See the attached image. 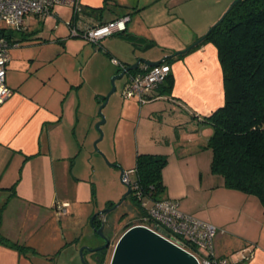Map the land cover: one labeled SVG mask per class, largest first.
Returning <instances> with one entry per match:
<instances>
[{
	"label": "crops",
	"instance_id": "0c3cea01",
	"mask_svg": "<svg viewBox=\"0 0 264 264\" xmlns=\"http://www.w3.org/2000/svg\"><path fill=\"white\" fill-rule=\"evenodd\" d=\"M231 1L82 0V4L90 26L130 14L128 30L121 34L128 50L105 48L106 55L124 65L119 74L141 59L165 60L171 66V89L164 83L146 104L149 120H158L149 145L138 143L136 160L139 154L167 157L165 198L218 229L216 252L228 264H264V207L257 197L226 188L224 179L211 172L212 151L204 148L213 131L203 119L225 102L218 51L204 44L184 57L177 56L220 20ZM53 13L59 16L56 8ZM44 20H26L31 40L11 49L6 82L14 94L0 105V238L32 248L36 254L0 242V264H53L50 261L57 252L42 243L48 238L46 226L57 222L51 207L59 199L58 178L71 170L78 146L77 133L70 137L63 129L67 106L60 97L65 89L55 82L62 74L56 68L45 69L55 59L44 47L56 40H43ZM145 68L141 63L130 74ZM75 115L71 113V124ZM190 180L196 183L193 193L187 190ZM54 228L58 232L60 226Z\"/></svg>",
	"mask_w": 264,
	"mask_h": 264
},
{
	"label": "rangeland",
	"instance_id": "374dc122",
	"mask_svg": "<svg viewBox=\"0 0 264 264\" xmlns=\"http://www.w3.org/2000/svg\"><path fill=\"white\" fill-rule=\"evenodd\" d=\"M234 1H231L220 20ZM56 11L59 12L58 17H48L42 23L43 40H56V43L44 47L43 51L55 59L46 64L45 69L50 72L57 69L62 74L57 75L55 82L65 89L64 95L60 97L67 106L63 129L70 132V137L73 132L77 133L78 146L74 153V164H69L71 170L63 176L64 179L58 178L61 180L57 186L59 199L51 207L57 222L51 224L50 221L45 232L48 235L47 241L40 242L47 250L57 252L51 263L84 264L81 249H96L104 243L92 225V218L98 213L111 210L127 194L128 186L122 182V172H130V180L135 182L136 175L132 170L136 166L138 143L141 146L149 145L158 119L155 122L149 120L146 104L141 105L123 96L129 79V75H126L116 81L117 90L102 111L106 123L101 127L103 139L98 142L101 133L97 124L102 120L99 110L105 103L103 98H107L112 91V80L119 75L120 69L105 54L106 49L115 46L126 51L129 46L121 42L124 35L108 37L101 41L100 46L84 36L73 37L69 27L73 10L57 7ZM186 33L191 35L188 30ZM64 44L66 49H63ZM160 104L163 102L157 105ZM72 112L76 113L73 124ZM188 183L190 187L187 190L191 193L197 191L196 183L191 180ZM169 191L172 192L171 187ZM142 199L149 206L152 204L148 197ZM111 203L114 205L109 208ZM140 218L141 209L133 193L118 208L104 216V235L112 241L105 264H110L115 246L126 227L140 223ZM54 225H59L61 229L56 232ZM83 258L88 264L94 263L88 252L83 254Z\"/></svg>",
	"mask_w": 264,
	"mask_h": 264
},
{
	"label": "trees",
	"instance_id": "16d2710c",
	"mask_svg": "<svg viewBox=\"0 0 264 264\" xmlns=\"http://www.w3.org/2000/svg\"><path fill=\"white\" fill-rule=\"evenodd\" d=\"M124 16L130 14L120 18ZM1 34L12 45L28 42L32 36L6 30ZM206 35L202 43L178 56L184 57L204 44H212L218 51L225 102L203 119L213 131L204 147L213 153L211 172L224 179L226 188L255 196L264 207V0H241ZM164 63L169 64L168 61ZM165 83V87L171 89L170 76ZM167 162V157L160 155H137L133 169L137 189L133 187L132 190L143 216L145 212L138 193L151 202L165 199L163 170ZM112 204L108 207H113ZM93 221L96 229L102 226L103 222L97 217L94 216ZM133 226L128 225L124 232ZM0 242L22 253L36 254L34 249L4 237Z\"/></svg>",
	"mask_w": 264,
	"mask_h": 264
},
{
	"label": "built area",
	"instance_id": "2783aa9c",
	"mask_svg": "<svg viewBox=\"0 0 264 264\" xmlns=\"http://www.w3.org/2000/svg\"><path fill=\"white\" fill-rule=\"evenodd\" d=\"M67 7L73 10V19L69 23L73 37L84 36L88 41L99 45L102 40L115 35L125 34L128 30L130 16H124L114 21L90 26L85 22L82 0H0V105L7 102L13 91L6 82L7 65L10 61V52L19 44H11L9 39L1 34L3 30L18 34L27 32L26 20L46 19L54 16V9ZM113 64L124 69V65L113 58ZM171 66L163 63L155 67H146L145 71L129 74V79L123 93L126 99L138 101L141 105L147 104L151 94L163 85L171 74ZM132 173L134 171L132 170ZM122 182L132 189L137 185L130 180V172L122 175ZM139 201L145 215H141L140 223L135 226H144L163 236L173 244L192 254L200 264H228L227 260L216 252L215 239L218 229L199 218L179 210L176 201L162 199L148 203L142 199L139 192Z\"/></svg>",
	"mask_w": 264,
	"mask_h": 264
},
{
	"label": "water",
	"instance_id": "95a60500",
	"mask_svg": "<svg viewBox=\"0 0 264 264\" xmlns=\"http://www.w3.org/2000/svg\"><path fill=\"white\" fill-rule=\"evenodd\" d=\"M241 0H235L229 10L226 12L231 11V9ZM226 14L222 17L219 22H222L225 18ZM218 22V23H219ZM217 23V24H218ZM207 38V35L200 38L192 47H196L200 43H202ZM182 54V52L177 53V56ZM175 56V55H174ZM173 56V57H174ZM165 60L162 61H147L144 59L139 60L132 66H129L125 69L121 74L114 77L112 80V91L107 96L105 103L99 110V115L101 117V121L97 124V129L101 133V137L98 142L103 139V133L101 130L102 125L106 123L105 116L103 115L104 107L109 103L111 96L116 92V81L124 78L127 74L129 75L130 72L134 70H138L141 66V63L145 64L146 67H155L163 64ZM124 171L122 172V175ZM133 193V190L130 186H128V192L123 197V199L115 205L111 210H106L101 213L95 215V217H99L100 215L105 216L109 214L111 211L118 208L128 196ZM93 225V220H92ZM104 222L100 229L97 230V234L105 241V245L103 247L96 248L95 250L82 248L81 249V256L84 264H88L85 262L83 258L84 251H100L104 248L109 247L110 240L104 235ZM110 264H200L199 261L190 253L183 250L182 248L178 247L177 245L173 244L171 241L167 240L163 236L159 235L158 233L152 231L151 229L144 227V226H133L128 229L122 237L119 239L118 243L115 246L113 251V255L111 258Z\"/></svg>",
	"mask_w": 264,
	"mask_h": 264
},
{
	"label": "flooded vegetation",
	"instance_id": "af4514ba",
	"mask_svg": "<svg viewBox=\"0 0 264 264\" xmlns=\"http://www.w3.org/2000/svg\"><path fill=\"white\" fill-rule=\"evenodd\" d=\"M101 218V219H100ZM103 218H104V216L103 217H101V216H99V217H97V220L98 221H102V222H104V220H103ZM93 220V219H92ZM94 222V221H93ZM100 229V228H99ZM98 229H96V231H97ZM110 240V239H109ZM105 245V241H104V243H103V245L102 246H100V247H103ZM112 247V241L110 240V245H109V247H107V248H104V249H102V250H100V251H92V252H90V251H84V253L85 252H88V253H90L91 254V256H92V258H93V260H94V263L93 264H105L106 263V261L108 260V255H109V252H110V248ZM99 248V247H98ZM92 250H95V249H92ZM113 255V254H112ZM89 264H91V263H89Z\"/></svg>",
	"mask_w": 264,
	"mask_h": 264
}]
</instances>
